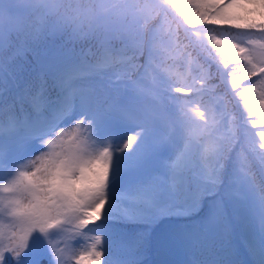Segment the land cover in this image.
I'll return each mask as SVG.
<instances>
[{"label":"trees","instance_id":"16d2710c","mask_svg":"<svg viewBox=\"0 0 264 264\" xmlns=\"http://www.w3.org/2000/svg\"><path fill=\"white\" fill-rule=\"evenodd\" d=\"M31 7L32 5L28 9ZM22 10L17 5L12 6L11 10L8 9L11 15L14 12L16 16L19 15L21 24L25 16L27 24L22 36L14 47L9 48L5 41L0 48V140L6 137L5 133L11 135L13 131L22 130L25 126L33 128L39 122L34 110L22 98L31 106L40 108L45 117L54 114V108L59 107L64 100L60 79L67 72L77 75L74 79V107L82 109L87 115H94L95 119L100 110L104 112L122 95L127 96L126 102L132 98H143L152 105L156 104L158 108L174 100V114L191 123L201 135L198 148L192 157V167L185 171V185L177 194L166 192L163 173L158 170L160 168H150L146 177H135L131 182L129 192L134 198L121 202L122 207L115 199L107 204V211L99 219L102 222L100 224L112 222L118 226L104 227L101 231L105 243L102 249L105 251L104 264H152L158 259L152 244L154 236L160 229L175 223L179 228L180 242H183L185 264H248L241 253L242 248L237 244L232 226L219 223V218H227V212H223L222 206L213 209L211 205L219 191L225 197L226 191L232 190L226 186L222 189V185L232 176V163L235 161L239 166L236 178H248L264 203V171L261 170V177L257 168L260 167L258 162L253 163L234 153L227 168L230 172L228 174L225 173L228 159L204 155L201 145L205 142V137L200 132L204 120L209 121L212 126L214 139L222 145L227 144L236 131L235 125L230 124L229 120L238 115L239 109L229 104L223 109L222 115L217 114V107L224 103L223 95L198 79L203 69L187 55L189 50L183 44L169 49V39L178 36L184 41L185 33L182 30L177 31L176 23L171 18L167 21L161 20L152 31L159 36L162 58H158L150 72L142 75L138 81L133 80L136 75L130 76L127 82L131 85L124 89L120 84L124 80L119 79V74L125 69L126 63L118 64L116 58L120 56L123 61H127L131 57V51L115 44L103 30L73 32L59 27L47 18L34 19V12L24 13ZM7 27L9 26L5 28ZM191 31L197 33L191 37L193 39H206L209 34L208 29L200 26ZM211 31L218 29L212 28ZM240 35L251 36L257 40L261 38L259 33ZM225 36L230 39L239 38L234 32H227ZM88 68L91 69L90 73L82 74ZM165 83L191 85L192 91H165L161 87ZM58 88H61L60 91ZM180 135L181 140L186 139L184 135ZM139 137L138 146L131 149L128 157L122 160L123 166L139 162L149 149H156L158 146L156 140ZM210 206L211 211L203 217L201 224H197V218L203 215V209ZM184 221L189 225L187 228L181 225ZM123 222L126 224L122 226ZM236 230L239 233L238 225ZM145 236L151 238V243L146 241ZM241 237L242 235L240 239L243 242ZM59 238H55L54 243ZM227 240L235 243L220 249ZM246 245L251 253L257 252L256 245L247 242ZM62 255L68 262L66 255ZM168 263L167 257H161L159 264ZM257 264H263L262 260Z\"/></svg>","mask_w":264,"mask_h":264},{"label":"snow or ice","instance_id":"6c2138e0","mask_svg":"<svg viewBox=\"0 0 264 264\" xmlns=\"http://www.w3.org/2000/svg\"><path fill=\"white\" fill-rule=\"evenodd\" d=\"M109 8L111 15L97 20L88 30H103L115 44L131 51L127 61L116 58L118 64L126 63L119 79L129 81L130 76L146 75L162 58L159 36L152 30L161 20L171 18L177 31L185 33L186 43L177 36L169 39L168 47L172 50L183 44L189 50L187 55L203 69L198 79L223 95L224 103L217 107V114L222 115L229 104L239 109L229 120L236 131L227 144L214 139L212 126L204 120L200 129L205 137L201 145L204 155L228 159L235 153L258 162L264 171V0H109ZM22 11L33 12L31 8ZM23 17L18 26H0V36L9 48L24 32L27 20ZM198 26L209 30L206 39L191 38L197 35L191 30ZM212 28L218 31L212 32ZM227 32L239 38H227ZM246 33H259L261 38L240 35ZM161 87L177 93L192 91L191 85L165 83ZM128 114L144 124L142 134L158 124L143 111ZM200 115L203 119V113ZM168 141L162 132L158 142ZM133 145L130 138L124 150H131ZM27 150L23 142L12 145L6 154L11 167L6 182L0 183V214L6 215L9 223L7 228L0 223V264H67L50 230L70 223L84 229L101 219L112 153L105 149L94 159L56 153L41 165L34 161L26 171L23 154ZM101 248L102 242L96 238L84 253L73 252L79 256L75 264H104ZM37 253L42 259H37Z\"/></svg>","mask_w":264,"mask_h":264},{"label":"rangeland","instance_id":"374dc122","mask_svg":"<svg viewBox=\"0 0 264 264\" xmlns=\"http://www.w3.org/2000/svg\"><path fill=\"white\" fill-rule=\"evenodd\" d=\"M27 1L28 0H0V26L20 25L21 22L20 19H18L19 15L17 14L16 16V12L11 15V11L9 12L8 9L10 8L11 10V7L14 5H17L21 9H28L31 4ZM4 44L5 40L0 36V48L4 46ZM71 85L75 89V85ZM130 103L131 102H127L124 105L125 109L131 105ZM71 104L72 99L69 97L61 107L62 109H58V111H60L57 116L45 122L47 128L44 126V128L34 132L36 139H34L32 147L23 154L24 170H30L33 167L34 161L37 165L43 164L44 161L51 159L56 153H76L83 155L86 159H94L100 152L109 149L112 153V166L107 186L103 194L106 197V201L102 214L107 211V204L111 200L115 199L116 203L122 207L123 202L134 198V195H131L129 192L131 191V182L135 177H146L150 168H160L158 170L163 173L162 179L165 181V189L168 194H177V192L183 188L186 182L185 171H189L192 167V157L198 148L197 143L200 138V135H198L193 125L187 124L186 127H183L180 134L184 135L186 139L181 140V135H177V138L180 137L178 141H183L182 144H172L171 140L166 143H159L156 149H149L148 153L145 154L139 162L128 164L132 166H123L122 160L127 158L128 154L131 153V150H124L125 143L132 138L134 145L131 149L137 147L140 138L136 140L135 136L137 134H142L141 130L144 128V124L139 119L129 115L128 113H130V111L120 110L119 107H116L110 113V117L107 116V113L100 110L99 113H97L98 117L96 116L95 119L94 115H87L78 107L71 110ZM169 109L170 108H165L161 112H151L145 106L138 105L136 111H143L155 117L160 125H154L151 132L144 131L143 134L148 135L151 140H156L157 143L158 137L162 132L168 137L171 136L172 133L177 130L178 124L181 123V121L176 120ZM36 110L39 109L37 108ZM165 114L168 115L166 119L163 118ZM77 127H79V129H77ZM32 133L33 132L26 131L17 133L10 140H5L2 143L4 145L3 147L0 146V183L6 182L11 167L6 154L9 152L12 145L20 142L19 139L23 135ZM61 133H63V135H61ZM144 138L147 137L144 136ZM144 141L145 140H143V142ZM165 168H167V170H165ZM226 171L227 169L225 172ZM233 174L234 172L232 175ZM113 178L116 179V182L111 188H108L109 182L113 180ZM233 181L234 180H226L222 185V189L227 185L233 184ZM232 190L226 191L225 197L223 192L219 191L218 197L214 199L212 207L214 209L222 206L223 212L229 213L228 218L224 216L219 218V223H221V225L226 226V224H229L233 227L234 224L237 225V222L240 224L239 233H241L245 243L256 245L257 252L254 253V255H257L258 263L261 261L262 257V262L264 264V203L256 194L248 178L243 180L240 179L237 184L233 186ZM159 193L162 194V192ZM223 199L227 201V204ZM217 201H219V204ZM0 223H3L5 228L8 227L9 221L6 215L0 214ZM95 223H97V221L90 223L91 225L89 224L84 229H77L75 224L70 223L57 226V228L50 230L53 235V242L56 241L55 238L60 237L57 242L58 251L66 255L69 262L66 261L67 264H75L79 256L72 255V253H84L91 243L95 242L96 238L101 240L102 250L105 243L103 241V236H101V231L104 227L118 226L116 223H106L104 225H97ZM255 227H257V231H255ZM178 230L179 228H176V230L167 228L161 230L154 236L155 257L159 259L156 261V264H159L161 257L164 256L169 259L168 264H185V259L183 258V242H180ZM145 238L146 241H150L151 243L150 237L147 238V236H145ZM253 241H255V243H253ZM228 244L229 243H227V245L225 244L226 247L229 246ZM246 255H248L247 260L250 264H256L252 255L248 254V252ZM37 259H42L40 253H37ZM48 259L50 260V256Z\"/></svg>","mask_w":264,"mask_h":264},{"label":"clouds","instance_id":"9594fccd","mask_svg":"<svg viewBox=\"0 0 264 264\" xmlns=\"http://www.w3.org/2000/svg\"><path fill=\"white\" fill-rule=\"evenodd\" d=\"M34 19L47 18L61 28L81 32L108 18L109 0H29Z\"/></svg>","mask_w":264,"mask_h":264}]
</instances>
